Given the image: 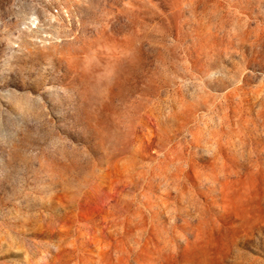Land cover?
<instances>
[{
    "label": "rangeland",
    "instance_id": "1",
    "mask_svg": "<svg viewBox=\"0 0 264 264\" xmlns=\"http://www.w3.org/2000/svg\"><path fill=\"white\" fill-rule=\"evenodd\" d=\"M0 264H264V0H0Z\"/></svg>",
    "mask_w": 264,
    "mask_h": 264
}]
</instances>
